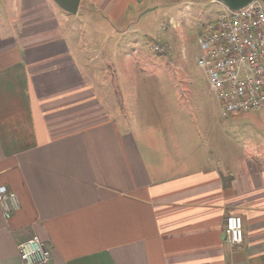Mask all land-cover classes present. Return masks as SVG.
Wrapping results in <instances>:
<instances>
[{"label":"crops","instance_id":"0c3cea01","mask_svg":"<svg viewBox=\"0 0 264 264\" xmlns=\"http://www.w3.org/2000/svg\"><path fill=\"white\" fill-rule=\"evenodd\" d=\"M54 1L0 12V186L20 205L10 218L0 205V264H21L18 244L33 235L49 264H264V137L233 136L221 153L234 162L212 160L213 149L191 146L188 119L134 129L103 76L124 52L141 55L138 35H120L140 31L143 15L169 7L174 41L199 1L81 0L75 16ZM90 19L88 47L80 22ZM230 214L244 221L234 246L223 236Z\"/></svg>","mask_w":264,"mask_h":264},{"label":"rangeland","instance_id":"374dc122","mask_svg":"<svg viewBox=\"0 0 264 264\" xmlns=\"http://www.w3.org/2000/svg\"><path fill=\"white\" fill-rule=\"evenodd\" d=\"M198 1L199 3L194 5L190 12L191 18L183 25V35L177 29L174 41L170 37L173 34L172 29L166 28L167 20L163 19L168 18L164 13L169 7L160 6L143 15L140 23L133 26L138 28L141 26L140 31L130 32L125 36L120 35L121 39L138 35L134 43L143 56L135 53L133 57L129 55L131 57L129 58L123 51L124 54L118 57L119 64H116L119 70L110 73L111 67L106 65L104 68L109 72L103 76L111 83L114 97L120 95V100L116 98L117 103L112 107L118 111L119 117L122 114L134 129L156 131L159 128L163 133L169 124L168 119L173 120L174 117L185 121L188 119L194 127L190 129L192 131L194 129L191 146L194 144L200 149L209 151L213 149L214 154L208 155L212 160L224 159L234 162L235 158L232 154H223L221 150L228 147L229 142H235L233 136L240 137L242 143L244 139H249L247 134L253 132L264 137V107L241 113L236 118L221 116L220 103L211 91L204 70L197 63V56L200 53L198 37L202 25L218 18L225 6L219 1ZM55 6L56 9L60 8L57 4ZM4 8L11 14L12 0H0V12H3ZM59 10L61 12L63 9ZM79 12H83L82 7ZM158 14L163 15L162 19ZM0 18L3 17L0 15ZM91 21L90 19L87 22H80L81 32L85 34L88 47L93 45L88 37L93 35V28L97 26ZM182 21H185V17ZM142 26H145V30ZM155 42L169 46V50L155 51L152 48ZM104 43L108 44L104 49L110 55L111 43L110 41ZM124 43L128 44V39L124 40ZM131 48L126 50L132 51ZM97 62L101 64L104 60ZM135 63L142 66L138 65L139 67L131 69L130 65L134 66ZM119 65H122L121 68ZM190 99L193 101L190 102ZM223 132H227L231 138H223ZM181 152H184V149Z\"/></svg>","mask_w":264,"mask_h":264},{"label":"built area","instance_id":"2783aa9c","mask_svg":"<svg viewBox=\"0 0 264 264\" xmlns=\"http://www.w3.org/2000/svg\"><path fill=\"white\" fill-rule=\"evenodd\" d=\"M198 43L197 63L220 103L223 118L264 107L263 1L255 0L240 10L225 6L218 18L202 25ZM152 48L157 52L169 50L160 42ZM0 205L5 217L10 218L20 206L17 193L0 186ZM224 232L232 246L241 243L242 216L228 215ZM18 251L21 264H49L51 259V252L37 235L21 241Z\"/></svg>","mask_w":264,"mask_h":264},{"label":"water","instance_id":"95a60500","mask_svg":"<svg viewBox=\"0 0 264 264\" xmlns=\"http://www.w3.org/2000/svg\"><path fill=\"white\" fill-rule=\"evenodd\" d=\"M223 3L232 10H240L251 5L255 0H213ZM264 3V0H261ZM65 11L76 14L80 7L81 0H55ZM226 238V234L223 235Z\"/></svg>","mask_w":264,"mask_h":264}]
</instances>
